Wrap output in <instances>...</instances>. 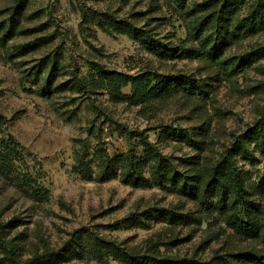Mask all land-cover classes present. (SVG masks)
I'll list each match as a JSON object with an SVG mask.
<instances>
[{"label": "rangeland", "instance_id": "obj_1", "mask_svg": "<svg viewBox=\"0 0 264 264\" xmlns=\"http://www.w3.org/2000/svg\"><path fill=\"white\" fill-rule=\"evenodd\" d=\"M202 2L25 0L16 8L15 0H0V112L6 118L0 150L13 149L10 157L4 154L8 165L0 169V224L6 225L4 238L15 239L24 259L77 245V252L59 264H132L98 250L97 238L125 252L151 255L158 250L163 256L202 263L252 246L226 224L214 194L196 200L175 192L169 183L154 184L153 161L144 170L149 185L123 183L120 168L110 180H98L101 150L112 157H144L156 148L179 171L204 170L259 120L264 87L258 93L252 89L264 81V57L239 72L234 85L227 82L222 64L201 60L196 23ZM248 2L239 9L241 18L247 15ZM105 15L131 21L142 31L150 29L163 47L174 49L157 56L143 43L110 29ZM257 49L264 50V29L225 48L224 57ZM191 50L196 54L189 55ZM96 65L131 75L147 70L186 75L195 79L197 89L193 98L180 91L163 99L157 110L134 106L116 101L105 90L92 93L74 84ZM250 150L253 157L238 156L237 162L254 187L264 172V154ZM82 156L92 179L79 172ZM249 192L264 206L255 188ZM164 210L193 220L170 223L162 217Z\"/></svg>", "mask_w": 264, "mask_h": 264}, {"label": "trees", "instance_id": "obj_2", "mask_svg": "<svg viewBox=\"0 0 264 264\" xmlns=\"http://www.w3.org/2000/svg\"><path fill=\"white\" fill-rule=\"evenodd\" d=\"M25 0H15L16 8H21ZM248 0H204L199 4L202 11L201 19L196 23V30L201 37L202 51L199 56L205 62H215L223 65L227 82L234 85L239 72L251 68L256 59L264 57V50L257 49L232 59H225L224 50L232 44L240 42L249 36L257 35L264 29V0L248 2L247 15L240 17V8ZM105 24L110 29L127 35L129 38L139 41L152 50L155 55L164 57L174 47L165 48L153 38L151 30H140L133 22L117 20L105 15ZM102 19H98L101 24ZM104 24V25H105ZM189 55L196 51H188ZM77 86L89 88L92 93L97 90H105L118 102H126L134 106H149L151 110H157L158 104L163 99L170 98L180 91L187 98H193L197 89L194 78L186 75L166 76L152 70H147L135 75L123 73L117 70H109L101 65H96L89 75L74 82ZM264 87V81L258 88ZM129 89V91H125ZM264 92V88L262 90ZM260 118L254 126L235 139L230 148L225 151L222 159L215 165L209 164L203 170L193 167L186 171H179L177 166L156 148L148 149L144 157L126 153L112 157L106 150H101V171L98 180L105 182L113 178L120 168L122 181L134 187L149 185L145 175V168L153 161L152 182L158 186L171 184L175 192L200 200H208L212 194L219 198L220 213L224 216L226 224L237 235L246 241L253 242L252 246L245 248L243 252H233L227 257L215 256L209 262H198L195 259L180 258L177 256H163L158 250L151 255H138L134 252H125L114 243L103 238L95 239L98 250L106 249L122 261L132 264H264V206L256 204L249 189H256L257 194L264 197V172L256 186L247 183L248 174L240 169L237 157H253L251 147L264 154V111H259ZM6 118L0 112V128ZM168 131H164L167 135ZM131 136L132 133L130 134ZM147 145L151 144L148 137H143ZM197 147V141H191ZM0 150V169L7 167L5 153L9 157L13 149L5 146ZM4 152V153H3ZM197 164V163H190ZM79 172L85 179H92L89 164L84 156L79 160ZM251 187V188H250ZM162 217L173 224H187L193 218L188 214H179L174 211L164 210ZM0 224V264H59L68 255L77 252V245H69L58 251H47L37 254L30 259L23 258V251L15 239H5L4 227ZM74 236L78 238L76 235ZM100 241V242H99ZM260 246V247H258Z\"/></svg>", "mask_w": 264, "mask_h": 264}]
</instances>
